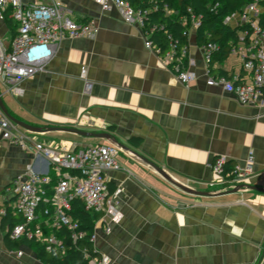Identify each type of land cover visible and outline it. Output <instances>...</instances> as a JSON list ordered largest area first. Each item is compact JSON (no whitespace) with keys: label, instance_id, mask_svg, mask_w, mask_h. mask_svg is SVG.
Masks as SVG:
<instances>
[{"label":"crops","instance_id":"obj_1","mask_svg":"<svg viewBox=\"0 0 264 264\" xmlns=\"http://www.w3.org/2000/svg\"><path fill=\"white\" fill-rule=\"evenodd\" d=\"M62 2L74 19L91 23L95 36L64 40L45 72L19 84L20 94L2 85L12 116L34 126L110 133L198 191L224 192L210 186L218 180L211 168L216 157L243 167L252 156L253 174L242 184L264 188V108L242 105L234 94L207 83L210 73L194 31L187 69L195 79L184 86L145 47L142 30L124 22L118 10L102 12L95 0ZM7 31L0 21V34L7 38ZM83 68L93 83L90 94L84 92ZM218 69L243 74L234 55ZM34 136L66 151L113 144L66 131ZM133 138L141 144L133 145ZM118 161L121 169L109 171L107 182L111 194L119 191L111 199L122 219L106 221L109 234L104 221L98 227L93 244L98 258L107 256L110 264H264V193L194 196L121 150ZM47 167L45 158L0 135V264H43L31 247L8 251L1 217L2 210L11 212L13 180L30 169L43 174Z\"/></svg>","mask_w":264,"mask_h":264},{"label":"built area","instance_id":"obj_2","mask_svg":"<svg viewBox=\"0 0 264 264\" xmlns=\"http://www.w3.org/2000/svg\"><path fill=\"white\" fill-rule=\"evenodd\" d=\"M95 2L102 12L116 9L124 22L137 25L142 30L145 47L160 55L159 48L153 46L150 40L155 28L147 29L146 10L136 9L131 0ZM263 13L264 8L256 0L225 19V24L231 27L244 28L239 44L230 54L240 59L244 75H233L232 78L220 74L211 76L210 62L218 48L212 43L201 47L210 73L207 83L219 85L234 94L242 105L259 108H264V27L259 24ZM6 17L13 20L15 27L7 31L10 32L9 38L0 34V83L17 94L21 92V82L46 71L47 64L64 40L95 36L91 23L74 19L62 0H50L43 4L27 3L24 0H0V21L5 23ZM199 24L196 20L191 31L196 32ZM175 51L176 46L173 45L172 50L162 58L170 70L174 68L178 71L175 74L177 80L184 86H189L194 81L195 74L188 69L179 70V64L174 58ZM180 51L182 57H186L188 46ZM81 77L85 83L84 92L90 94L93 83L87 78L86 68L82 69ZM0 135L2 139L23 150L45 158L48 164L43 174L30 169L27 174L13 180L10 186L13 201L10 213L22 219L11 229L10 236L13 240H35L48 253L62 244L54 229L66 228L74 242L83 240L84 234L78 230L77 221L69 214L75 199L83 202L86 211L101 215L90 239L92 245L102 221L106 223L107 234L111 232L107 220L114 223L121 221V214L111 199L119 191L109 195L107 182L109 171L121 169L118 161L120 149L115 144L88 145L71 151L58 149L38 141L33 133L20 129L6 117L1 108ZM226 164L225 157H216L211 164L218 180L210 186L217 191L234 189L253 174V157L250 156L245 166L235 165L233 178L226 182L223 176ZM6 213L7 211L2 210L3 215ZM61 253L64 254V250ZM17 254L21 256L22 252ZM89 264H110V260L107 256L96 257L90 259Z\"/></svg>","mask_w":264,"mask_h":264},{"label":"trees","instance_id":"obj_3","mask_svg":"<svg viewBox=\"0 0 264 264\" xmlns=\"http://www.w3.org/2000/svg\"><path fill=\"white\" fill-rule=\"evenodd\" d=\"M256 0H131V4L136 9L147 11L146 24L147 29L155 28L150 37L153 46L159 48L160 56H165L176 46L174 58L179 64V70L183 71L189 66V57H182L181 49L189 44V32L192 30L194 22L199 21L196 28V43L203 47L208 43L215 44V52L210 69L212 72L220 71L219 74L232 78L224 70L218 69L220 64L226 60L234 47L240 42V34L243 27H231L225 24V19L240 12L247 4ZM264 8V0H259ZM5 23L11 30L15 23L10 17H6ZM264 27V13L260 16V23ZM178 73L176 69L171 70ZM135 146L142 142L140 138L130 140ZM235 165L227 162L223 176L226 182L233 178ZM109 195L112 193L111 186L108 185ZM73 220L77 221L79 231L84 234V239L74 242L69 231L66 228L54 229V233L61 239L62 244L55 251L48 253L44 246L38 244L35 240L22 239L13 240L10 236L11 229L17 223L21 222L19 216L7 212L1 217V227L6 233L5 245L8 251L18 250L21 246H28L35 250L37 257L43 264H89L90 259L98 257L94 252L90 239L95 230L96 221L101 215L93 214L85 210L81 200L75 199L71 204L69 212ZM64 250V254H62ZM89 257H86V255Z\"/></svg>","mask_w":264,"mask_h":264},{"label":"water","instance_id":"obj_4","mask_svg":"<svg viewBox=\"0 0 264 264\" xmlns=\"http://www.w3.org/2000/svg\"><path fill=\"white\" fill-rule=\"evenodd\" d=\"M7 93L8 91L6 92L0 91V108L11 122H13L20 129L26 132L33 133V134H42V133H47V132H52V131H66V132L75 133V134H78L84 137H93L97 139L106 140L108 142L115 144L121 151L125 152L126 154L130 156H134V158H136L137 160H140L143 164H145L147 167L155 171L159 176H161L164 180H166L172 186H174L175 188L181 190L182 192L186 194H190L194 196L216 197V196L225 195V194L237 193V192H240L246 189L264 193V188L249 186L247 184H240L234 189L224 191V192H204V191L195 190L179 182L178 180H176L173 176H171L164 169L154 164L153 162L149 161L148 159L144 158L140 154L136 153L134 150L130 149L128 146L120 142L114 135L110 133H107V132L93 133V132H86V131L78 130L76 128H65V127H40V126H34L32 124L26 123L22 120H19L18 118L12 116V114L9 113V111L4 105L3 96Z\"/></svg>","mask_w":264,"mask_h":264},{"label":"rangeland","instance_id":"obj_5","mask_svg":"<svg viewBox=\"0 0 264 264\" xmlns=\"http://www.w3.org/2000/svg\"><path fill=\"white\" fill-rule=\"evenodd\" d=\"M191 35H190V37H192V33H190ZM9 36H10V32L8 33V36H7V38H9ZM232 58V57H231ZM231 58H229V61H231L232 59ZM1 90H3V86H2V84L0 83V91Z\"/></svg>","mask_w":264,"mask_h":264}]
</instances>
